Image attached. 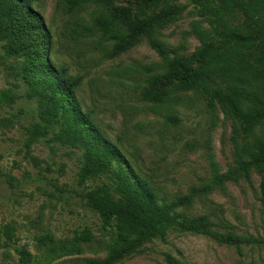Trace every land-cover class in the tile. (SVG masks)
Here are the masks:
<instances>
[{
  "label": "rangeland",
  "instance_id": "374dc122",
  "mask_svg": "<svg viewBox=\"0 0 264 264\" xmlns=\"http://www.w3.org/2000/svg\"><path fill=\"white\" fill-rule=\"evenodd\" d=\"M182 12L152 37L172 57L193 62L202 46L196 30H209V21L198 14L195 0H164ZM42 19L51 48L46 59L73 80L81 78L75 97L81 111L107 140L125 155L136 175L156 193L160 203L193 195L180 210L183 218L205 216L211 230L220 235L264 238V209L260 198L262 175L257 170L240 171L244 139L239 126L199 90L171 88L166 101L143 99L148 81L169 65L142 37L126 52L109 56L120 33H105L97 20L107 11L96 0L72 12L60 0L31 3ZM119 36V37H118ZM0 43V94L12 90L18 99L0 105V264H18L25 249L35 264H89L104 261L106 241L113 228L104 230L100 215L86 195L105 178L79 185L82 150L39 139L26 149L29 129L39 122L37 97L29 98L28 86L17 76L24 58H6ZM173 119H177L174 121ZM237 129V131H235ZM232 172L222 186L202 189L214 177ZM8 227L13 234L8 235ZM85 229L95 239L82 246V253L45 261V248L38 239L51 234L58 241L72 239ZM116 264H264V245H235L212 236L171 230L165 240L145 243L137 253Z\"/></svg>",
  "mask_w": 264,
  "mask_h": 264
},
{
  "label": "trees",
  "instance_id": "16d2710c",
  "mask_svg": "<svg viewBox=\"0 0 264 264\" xmlns=\"http://www.w3.org/2000/svg\"><path fill=\"white\" fill-rule=\"evenodd\" d=\"M35 1L0 0V43H4L6 58H24L17 76L28 86L27 97L38 100L41 122L29 129L26 149L30 151L39 139L52 135V142L82 150L79 185L95 178L106 179L86 195V200L100 215L103 229L114 231L102 241L108 252L106 260L89 264H116L137 253L145 243L165 240L171 230L212 236L237 247L264 245L261 237L217 234L205 216L181 217L178 210L189 206L193 195L169 203L158 201L156 193L136 175L122 151L81 111L74 93L81 78L73 80L66 70H58L46 59L51 48L42 19L31 7ZM60 1L72 12L91 0ZM96 1L107 11L98 18L97 26L105 33L127 34L114 44L111 58L146 37L151 48L168 62L166 72L148 81L142 93L144 100L166 101L173 86L181 91L199 90L207 95L211 108L219 106L239 126L237 133L245 142L243 151L250 157L240 164L239 170L261 173L260 201L264 209V0H195L199 16L209 21L210 29L196 30L202 46L194 53L193 62L172 57L177 51L165 48L152 37L155 29L167 26L182 12L178 5L164 0ZM17 99L12 90H4L0 105ZM213 173L212 182L202 192L208 193L213 185L222 186L233 174L219 175L216 169ZM7 230L11 237L13 229ZM94 239L92 232L85 229L65 241L46 234L38 243L45 248V261L51 263L59 256L81 254L82 246ZM19 253L18 264H35L34 257L24 248Z\"/></svg>",
  "mask_w": 264,
  "mask_h": 264
}]
</instances>
